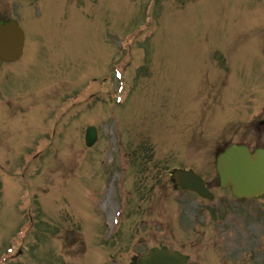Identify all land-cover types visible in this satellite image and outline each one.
<instances>
[{
	"label": "rangeland",
	"instance_id": "rangeland-1",
	"mask_svg": "<svg viewBox=\"0 0 264 264\" xmlns=\"http://www.w3.org/2000/svg\"><path fill=\"white\" fill-rule=\"evenodd\" d=\"M8 1L9 0H0V5H6ZM56 1L57 0H50L48 5L49 12L55 13L57 10ZM161 1H163V3L159 2L160 6L168 4L175 7L176 9L178 7L182 8L184 2L185 5L188 3V0H179L180 5L176 6V3L171 0ZM98 2L99 0H94L91 6H86L81 0H67V5L73 4L78 13L87 21L94 20L99 25V28L100 26L106 28L109 35L114 37V40L112 41V44L114 45L113 48H110L109 50L106 48L103 52L102 45H99V42L101 37L102 39H106L107 36L100 29L99 33L96 32L95 28H97V26H94L93 28L92 25L88 24L82 28H62L66 33V42H61L58 39V33H60L58 27L59 13L57 15L55 28H52L51 25L47 27V16H44L42 23H37L34 19H32L34 22L32 25H30L27 18L25 17H27V14L31 13L33 6L25 1H22L19 4V6L21 5L19 9V16L24 18L18 19L20 25H22V27L27 32L28 40L32 39L37 41L40 35L46 39H51L55 36L54 43H49V46L42 48L41 54L38 53V58H35L33 62L34 64H31L30 66L24 63L25 59L17 65L4 66L7 70L15 69V77L18 76V78L15 79V82L17 81L20 84H24L26 86H30L32 84L37 86L41 83L46 84L48 82L57 84V86H54V89L50 88L51 93L47 94L49 96L42 98L45 99L46 102H37L35 104L34 112L23 109L29 114L27 116L28 122H30V120L33 121L34 124L38 125L41 129V127L46 126L47 123L56 122L53 116V110L54 108H61L63 122L59 123L61 124L58 126L59 133L66 137L68 128L70 126H74V129H72L70 132H74L75 130L79 135L84 133L85 130L90 126H98L101 131V139L98 148L100 149V152L103 148L104 151L102 156L99 153V155L95 158L98 159L100 156L102 160H104L105 157L108 158V166L101 164L99 168V161L101 159L97 162V168L94 162L86 164V167L93 171L92 174L95 173L93 177L96 178V181L91 177H85L82 183L74 181L76 179V174L81 168V161L80 159L76 160V158H68L63 161L68 162L67 168L62 169L63 167L60 165L62 159L58 158L60 157L59 151L57 152L56 157H54L53 154H49L47 157L49 162L51 164L56 163L58 167L62 169L61 171L54 169L53 171L48 170L46 174L43 172L39 173V171H35L37 167V164H35L33 167L34 171H28L26 174H24V180L27 182L29 181L33 187H35V190L33 191V197L30 202V207L35 213H37V223L39 225L42 224L43 228V230L41 227L36 229L35 236H38L40 229L43 231V233H45V236H47L45 253L43 252V255H41L42 252L40 251L38 255L35 254L39 257V259L41 258L40 261L39 259H34L33 262L35 264H75V253L69 251L67 246H70L76 240L70 239L68 232L72 233L82 243V245L84 244L81 233L84 236L86 230L83 229V227L87 228V225L93 224L95 210L97 209L98 203L100 204L103 191L106 188L108 181H112L110 178H105L112 169L116 168V164L119 162V154L125 155L123 161L126 164V175L127 178L128 175L130 177L129 184L131 186L129 188L127 183V189L129 188V190L132 191V189L135 190V185L142 186L143 190L149 194L150 201L147 202V205L151 204L152 207L159 208L161 210L163 220L171 218V213L174 211L175 203L178 197L177 192L172 189L173 185L170 176L171 171L175 168L180 166H187L191 168V166L196 164V166L205 173V177L209 183H212L214 186H216V175L214 169L216 157L215 152L219 142L222 140V138L218 137L217 135L230 123H233L234 129H239L241 123L238 120L232 122L234 116L238 115V112L232 111L239 108L240 112L243 114L244 111L241 107L243 102L246 99L252 100L257 96V94L252 93L253 88L255 92L256 87L254 74L237 72V68H235L232 74H226L224 72L221 73L213 69L211 70V81L208 87H202V80L204 77L197 78V80L200 79L201 85L196 83L195 86H192L191 78L188 77L186 73L189 64L188 57L183 53V51H185L184 43L187 41L191 31L195 28H208V30H210V28H217L215 23L216 20L213 24L209 25L211 19H219L224 15L222 1L201 0L197 5H195L194 9L189 15L186 14L182 16L180 24L183 25L185 20L189 18V28H176L178 32L176 42L178 44L175 45V47L179 51L169 55V65L172 67L169 68L168 71H166L167 68L164 69L165 73L163 74V72H161L160 75L158 74V66L161 52L157 49L158 37H156L155 34H152V47L148 58L151 75L152 78H155V80L151 85L143 84V90L139 89V92L142 93V97H139L135 101L133 99V95L127 98L125 102V109L134 111L137 109L136 112L138 113L135 116L130 113H126L124 111L125 109L114 105L113 95L114 92L120 87L118 80H116L115 74L118 71L123 72L130 66L128 49L131 42L119 45L117 40L122 37L121 35L129 32L131 28H134L133 22L136 20V17L129 15L130 20L125 18L124 12L120 10L126 8V2L124 0H116L114 20L112 23L110 22L109 25L107 22V10L105 9L101 16L100 11H96L98 9ZM169 10L170 8H167L163 10L162 13L166 15ZM137 12L138 8H134L133 13L136 14ZM48 21L53 22L54 18L49 17ZM79 22L81 24V20H79ZM171 23L172 21L165 22L164 24L169 25ZM44 25L46 28L43 27ZM225 25L226 19L223 18L222 28L220 31L223 43H227L229 41V32L228 28H224ZM220 27L221 26H219V28ZM167 31L168 28L163 29L161 38L163 40V47L165 49H171L172 47H170L167 43ZM143 40L144 38H140V42ZM233 41L236 49L238 50V41L236 39ZM205 43L209 45V40L205 41ZM40 45L43 46L42 43H40ZM83 46L86 47V50H80L78 56H76L75 53L77 49H80ZM98 50L100 52V57L90 60L87 63L84 61L88 57L96 56L98 54ZM179 53L183 56L179 55ZM259 53H262L264 56V47L262 46L260 39L256 36H244L241 45L242 57L239 60V65L243 67L244 64H253ZM36 54L37 52L35 55ZM234 58L235 57H233V59ZM166 59L168 58L165 57L164 66H166L167 63ZM132 62L133 66L136 65L137 67L145 62V54L139 45L135 48L134 52H132ZM50 64L55 67L58 65L64 66L66 64H73L77 70H75L73 67H68L65 71L64 77H61V74H59V76L52 75L51 79L48 80L49 76H47V74L50 71L47 70V67ZM0 71L2 70L0 69ZM80 73L81 76H79ZM162 74L164 76V80H162L160 83ZM5 75L8 76L6 73ZM135 75H137V72L132 69L129 71L128 77ZM159 76L161 77L158 81ZM95 77H98L96 81H94ZM220 79H222L223 85L227 84V81H229V89H227L228 94L226 95L227 99L224 100L223 97L225 96V89L223 86V96L220 98H218V96H214L213 98L209 97L207 101L206 96H201L202 91L212 90ZM243 80L246 81V84L243 83L242 87ZM5 84V82L0 80V87L2 90L10 88L4 87ZM62 84L66 85L61 86ZM69 86L71 90H69ZM157 87L158 90L156 94ZM241 87L244 91H238V89ZM62 88L65 89L62 90ZM62 92L63 94L60 95ZM165 93L170 94L165 95ZM108 95H112L109 100L106 98ZM23 99L25 107H27L40 98H36L34 95L25 94ZM163 100L164 103H162ZM256 101L257 99L255 100L254 105ZM13 102H15V98H13ZM173 102H183V105L190 104V111L197 112V110L200 109L202 112H204V114L207 115L208 125L206 127L205 136H201V128L204 126V118H200L195 123L193 122V126L189 127V130L187 129V124H176V128L174 130L171 129L172 119L169 116H165L164 113L167 112L168 115L173 113L168 111L169 104ZM203 102L206 103L204 106L202 105ZM15 104L18 105L16 102ZM162 104L164 109L162 108ZM8 111L10 114H6L4 112L0 113V122L10 118L11 120L15 119L16 122H19L18 115L15 113L17 109L10 108ZM254 111L250 113V120L254 115ZM193 116V119H195L196 113ZM107 117H110V119L106 120ZM22 119L26 120L25 118ZM184 120V115H176V123H181ZM117 121L120 122L121 127L119 123L115 125ZM165 123L166 127L163 128ZM24 124L25 123H20L19 125ZM29 125V123L25 124L23 129H26L29 127ZM110 127L114 128L111 129ZM119 128H121L125 144L131 145L130 149L125 150L117 144L115 132ZM15 130V126L11 127L10 125H3L0 127V164L1 160L4 159L10 163L12 161L14 162V165L11 167V169L3 171L4 174L11 171L15 172L16 166L18 165L16 160L21 155L23 143L25 144V148L22 150V156L25 158V155L31 151H34L38 145V142H40V138H36L35 142L31 144L30 136L29 134H26L25 141L24 139H19L16 143ZM41 131L42 133L46 132V130ZM12 134L14 135V138L11 139L9 137ZM53 134H55V131H53ZM229 138L231 139L230 141H232L231 143L240 141L239 137L236 135ZM123 140H120L119 142L122 143ZM57 141H59L58 138ZM246 141L251 142V137L245 139V142ZM143 142H148L147 147L151 150H149V152L143 151L142 153L134 152ZM4 147H6L7 150L12 149L14 152H8L9 156L6 157L7 150H4ZM50 147L52 149L51 152L53 153L54 150L56 151V148H58V143L55 142ZM141 149L142 148L140 146L139 150ZM217 151L219 152L220 150ZM117 168L118 169L115 171V186L120 189L119 201L124 208V213L120 218L118 230L125 233L130 238L133 236V232L137 229L136 224L140 225L142 220L139 221L140 223L137 222L134 225H131L127 222L128 211L125 207L127 191L122 186L124 177V175L121 173L122 170L119 166ZM194 169L195 171L199 172L200 175L202 174L198 169L193 168V170ZM21 172H18L15 175V181L19 180ZM67 186L70 188V193L72 194L70 196L66 193L64 196H62V199H64V197L66 199L71 197L69 203L65 206V211L67 213V217L69 218L66 223H64L61 216L57 217V214L51 216V209L54 204L55 195ZM4 187L5 183L0 177V203L5 205L6 203H9V201L5 200V191L1 192ZM81 188L82 191L77 197V193L80 192ZM88 189L95 192V199L92 200L93 195L90 197L84 195V192H90ZM111 190L112 188L106 192L105 197L111 192ZM45 198L49 199V211L44 209L46 205L42 203V201H45ZM129 198L134 199L133 195L131 194L129 195ZM191 198L192 197H190L189 200H191ZM112 199L113 198H111V201ZM135 199L138 201L136 196ZM119 201L117 197V202ZM57 202H59L58 199ZM129 207L132 210L141 211L134 208L130 203ZM115 210L117 211V209ZM145 210V215L151 218L149 214V208H146ZM15 215V203L4 206V208L0 207L1 231L5 233L8 232L9 223L13 218H15ZM128 220L131 222L130 217H128ZM167 223L168 222L162 224L161 232L166 230ZM109 224H111L110 220ZM126 226H128V229L125 232L124 228ZM169 227L170 229L172 228L171 221L169 222ZM63 229L64 231L62 232ZM57 230L58 232L56 233ZM161 232L150 233V235L147 234L139 239L137 244H134L132 240L119 236L113 242V245L108 248L110 255H114L113 257H109V259H117L121 261V257L117 256V253L114 252L117 249H128L130 251L136 250L123 261L125 264H132L134 256H138L143 250H147L151 247L159 245H168L173 248L176 244V234H168L167 238L162 241L164 243L160 244L154 236L155 234H159ZM97 233L103 238H106L107 235L111 233V231L98 226ZM58 234L61 235L58 236ZM92 241L94 240H91V242ZM91 246H95V243H92ZM2 247L6 248L7 243H3ZM205 251H208V254L210 255H217L218 262H214V264H223V261L220 260L222 257L221 249L217 248L215 244L213 247H207ZM195 252L197 255H200L203 251L200 252L195 250ZM43 258L45 259V262ZM87 262L89 264H96L97 260L93 256L89 257Z\"/></svg>",
	"mask_w": 264,
	"mask_h": 264
},
{
	"label": "water",
	"instance_id": "water-1",
	"mask_svg": "<svg viewBox=\"0 0 264 264\" xmlns=\"http://www.w3.org/2000/svg\"><path fill=\"white\" fill-rule=\"evenodd\" d=\"M235 152V149H231L228 151V153L223 156L220 159V168L226 169L228 171H235L236 170V166L229 164L228 162H226V160Z\"/></svg>",
	"mask_w": 264,
	"mask_h": 264
}]
</instances>
